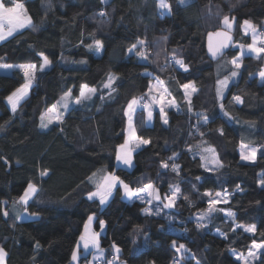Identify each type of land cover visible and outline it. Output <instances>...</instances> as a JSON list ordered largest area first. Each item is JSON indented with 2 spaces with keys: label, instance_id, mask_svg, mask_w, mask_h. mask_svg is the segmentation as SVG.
I'll return each mask as SVG.
<instances>
[{
  "label": "trees",
  "instance_id": "16d2710c",
  "mask_svg": "<svg viewBox=\"0 0 264 264\" xmlns=\"http://www.w3.org/2000/svg\"><path fill=\"white\" fill-rule=\"evenodd\" d=\"M20 2L36 30L26 27L0 41V64L38 66V53L52 63L36 72L29 94L15 112L6 97L24 82L23 73L16 67L10 74L0 73V247L7 253L5 264H68L90 215L106 259L114 255L115 243L126 264H172L174 259L182 264H240L231 252L244 255L253 239L264 240V187L259 184L264 179V79L258 77L263 56H242V67L222 99L217 98L216 82L231 77L230 60L238 46L249 42L242 22L264 30V0H190L183 5L168 0L172 10L164 15L157 0ZM102 11L106 15H99ZM224 15L235 18L230 31L234 41L223 56L211 60L205 37L224 29ZM94 39L102 43L99 53L94 46L86 47ZM140 40L145 47L138 45L129 52ZM139 51L148 59H141ZM173 55L188 71L168 62ZM111 73L116 79L106 93L104 84ZM153 78L164 82L179 109L166 111L167 125L157 111L150 125L144 122L143 109L135 112L136 134L150 143L134 150L133 166L125 168L116 162L117 148L125 141L124 109L133 97L145 96ZM189 82L197 88L191 112L181 88ZM82 84L97 92L41 130V113L69 89L73 97L79 96ZM234 95L243 103L233 101ZM221 103L228 116L220 110ZM241 142L259 149L255 161H240ZM200 145L215 149L223 167L206 171ZM174 156L181 166L179 175L171 171L169 158ZM162 162L169 163L167 170L161 168ZM101 171L114 172L133 189L151 182L162 196L170 192V185H178L181 194L174 208L152 216L142 213L143 202L122 198L119 189L100 205L99 199L89 200L86 194L94 189L89 178ZM29 181L38 192L27 205L28 217H22L25 206L13 202ZM225 189L229 203L218 207L234 212L235 219L216 212L205 228L198 229L197 217L207 209V201ZM205 191L212 196H204ZM238 224L256 225L257 231L254 235L242 228L233 231ZM173 240L188 249L183 258L174 252ZM88 260L86 255L80 262ZM255 264H264V258Z\"/></svg>",
  "mask_w": 264,
  "mask_h": 264
},
{
  "label": "snow or ice",
  "instance_id": "6c2138e0",
  "mask_svg": "<svg viewBox=\"0 0 264 264\" xmlns=\"http://www.w3.org/2000/svg\"><path fill=\"white\" fill-rule=\"evenodd\" d=\"M102 3L107 4L109 0H101ZM179 2L183 5L188 2V0H179ZM157 9L160 11L161 15L165 14V11L171 12L172 6L168 2V0H157ZM99 15L104 16L106 13L103 11L99 13ZM235 22V18H230L228 15H224L222 18V25L225 31H217L215 33L210 32L209 35V44H208V51L213 59H216L218 56L223 55V50L230 46L231 36L229 32L233 28V23ZM26 27H32L35 31L36 26L33 24L31 16L28 15L27 10L23 3L20 0H8V3H5L4 0H0V41L6 39V37L12 36L13 33L17 32L19 29H23ZM243 31L245 35L249 32L252 33V43L246 46L241 45V56H237L233 58L230 63L233 66V69L230 76L236 77L238 75V71L241 67V58L243 56L244 48L246 47L247 50L251 53H255L257 56L264 54V36H260L257 33V28L253 25L250 21L245 20L242 25ZM215 38V39H214ZM83 43V41H81ZM259 43V46H258ZM143 49L145 47V41L140 40L137 44H133L129 48V52H133L137 49V47ZM93 46L95 47L96 51H99L102 47V43L98 39L93 40V44H88L86 47L92 49ZM136 54L144 60H147L148 57L144 55L143 51L136 52ZM38 55L42 58V63L37 66L36 64H21L19 66H14L11 64H0V68L3 69H12L14 67H18L19 70L23 73L24 76V83L21 84L19 88L13 91L10 95L6 97L8 104L11 106V110L15 112L17 110L18 105L21 101L27 96L30 87L32 86L33 80L36 77L37 70L44 71L47 69L52 61L48 59V57L44 56L43 53H38ZM175 65H179L180 68L184 69V71H188L187 66L185 65L182 59L177 58L175 55L172 56L169 63H173ZM260 76L264 79V71L260 72ZM116 79L115 76H109L107 83L104 84V88L110 89L113 81ZM230 77L226 76L223 80H217V87H216V95L218 99H222L224 97V90L229 86ZM164 82L157 79L155 85L150 84L148 88V92L145 96H151L152 93H157L159 96V105H160V119L163 124L167 125L169 123L167 118V113L165 112L166 107H176L175 101H167L166 95L170 94L168 89L163 87ZM181 88L184 90V98L188 101L189 104V112L192 111L191 108V96L193 93L197 91L195 84L192 82L185 83L181 85ZM97 92L96 88L89 87L87 84H82L80 86V93L79 96L75 97L74 103L81 104L86 100H90L92 96ZM145 96H141L140 98L133 97L127 103L126 108L124 109V115L128 118V129H127V136L123 144L119 145L117 148L116 153V160L117 162L127 165L129 168L133 166L132 160V153L136 148L141 147L142 145H148L150 143L149 139L142 138L137 136L136 130L133 124V115L137 110V106L140 105L144 100ZM103 99V97H102ZM233 101L236 103H243L242 97L239 95H234L232 97ZM72 100V89L64 92L60 99L51 105L47 109L46 112H42L40 115L41 125L40 127L45 128L48 124L54 122H59L61 119L62 114L59 112V109L62 107L65 110L68 109L69 101ZM152 101H156V97H152ZM143 109L147 112V118L150 122L153 116L152 112V104L151 103H143ZM220 110L223 112L225 116H228V112L224 110L223 103L220 104ZM231 119V117H229ZM47 121V123H45ZM208 122V118H204V123ZM2 127V126H0ZM203 135V134H201ZM221 135H223V131L221 130ZM240 159L243 161H255L257 152L259 149L252 144L248 143H241L240 146ZM191 150V149H189ZM205 152L211 153L210 156L201 155V166L205 168L206 171H214L223 165L220 163L215 149L206 148L204 149ZM174 157H170L169 160L173 161L171 163V171L175 172L177 175L180 173L181 166L174 162ZM2 159V157H0ZM6 162V161H5ZM211 165V167H209ZM161 168L167 170L169 168L168 162H162ZM46 171L41 172V175H46ZM94 183V190L87 193V198L89 200H93L94 198L99 199L100 205H105L109 198L113 195L114 190L118 188L122 190L123 198H126L129 201L133 200H140L143 203L149 205L142 209V213L146 216L152 215H159L162 210L164 209H172L176 206L177 199L181 194V189L178 185L172 186L170 185V192L166 193L161 197L159 189L151 182L146 183L143 185L142 188L138 190H134L128 183H125L124 180L120 178L119 175L115 174L114 172H104L101 171L98 173H93L92 177L89 178ZM197 180L200 177L196 178ZM260 186L264 187V179L259 181ZM237 190H240V186L237 185ZM38 192V189L35 184L31 181L28 182L27 187L24 189L23 194L18 197L13 203L15 204H22L25 206V213H27V205L29 201L33 198V196ZM204 196L211 197L212 193L210 191H205ZM229 191L225 189L223 192H216L215 197L211 198L207 201L208 207L207 209L203 210L200 215L197 217V228L203 229L207 226V221L210 217L216 212H222L227 217L235 219V213L218 207L220 204H228L229 203ZM185 200L188 197H184ZM154 201L157 202L154 205ZM4 203H7L6 201ZM162 204V208L159 206ZM8 212L6 210L3 211L4 216H8ZM35 216L36 214H31ZM21 216L17 214V219H20ZM94 217L90 215L88 220L85 222L84 231L79 236V239L76 243V246L72 250L71 260L73 262H78L79 256L81 253V249L83 252L87 253L90 250H94L95 253L98 255H93L92 261H89L88 264H96L101 259H105V264H124V262L120 261V253L121 249L115 244H112V249L114 250V255L111 256L110 259H106L105 250L100 246V233L92 231L90 228V224L93 221ZM105 226V221H100V227L103 229ZM242 228L245 233L255 234L257 231L256 225H243L238 224L233 231ZM138 231V229H137ZM135 243V241H133ZM172 248L174 252L183 258V254L188 252L185 244L180 243L177 246V241L173 240L171 242ZM39 247V244H37ZM248 257L245 258L241 254H235V259L240 262V264H249V258L255 264L256 261L261 260L264 258V240L256 241L253 239L248 246ZM7 253L5 252L3 247H0V264H4L5 258ZM172 264H180V262L176 259L173 260Z\"/></svg>",
  "mask_w": 264,
  "mask_h": 264
},
{
  "label": "rangeland",
  "instance_id": "374dc122",
  "mask_svg": "<svg viewBox=\"0 0 264 264\" xmlns=\"http://www.w3.org/2000/svg\"><path fill=\"white\" fill-rule=\"evenodd\" d=\"M245 21V20H244ZM243 21V22H244ZM243 22H242V24H241V30L243 31V28H242V25H243ZM20 30V29H19ZM244 32V31H243ZM257 33L260 35V36H264V30H263V28L262 29H260L259 30V28H257ZM248 36H249V42H248V44H251L252 43V33L251 32H249L248 34H247ZM7 38V37H6ZM248 44H246V45H248ZM258 46H259V43H258ZM247 49V48H246ZM248 51V50H247ZM249 52V51H248ZM97 53H99V51L97 52ZM250 54H253L254 56H257L255 53H251L250 52ZM262 56H263V58H264V54H262ZM43 61H42V58H41V63H42ZM40 63V64H41ZM11 65H14V64H11ZM19 65H21V64H15L14 66H19ZM39 66V65H38ZM51 66V65H50ZM49 66V67H50ZM48 67V68H49ZM15 68V67H14ZM14 68H12V69H3V68H0V73L1 74H10L12 71H13V69ZM16 68H18V67H16ZM47 68V69H48ZM19 69V68H18ZM46 70V69H45ZM37 71H39V70H37ZM261 71H264V63H263V66H262V69H261ZM260 71V72H261ZM260 72L258 73V77H259V80L261 81L262 80V78H261V76H260ZM111 76H115V74H113V73H111L110 74ZM109 75V76H110ZM158 78H153L152 80H150V82H149V85L150 84H152V85H155V83H156V80H157ZM235 79V77H230V80H234ZM108 80V79H107ZM160 80V79H159ZM34 81V80H33ZM24 83V82H23ZM22 83V84H23ZM105 83H107V81L105 82ZM21 86V85H20ZM19 86V87H20ZM18 87V88H19ZM163 87H165L166 88V86H165V84L163 85ZM149 88V87H148ZM17 89V88H16ZM15 89V90H16ZM111 89H112V86H111V88L110 89H106V93H109V92H111ZM14 90V91H15ZM183 90V89H182ZM29 91H30V89H29ZM29 91H28V94H29ZM148 92V91H147ZM183 93H184V90H183ZM27 94V95H28ZM94 96V95H93ZM92 96V97H93ZM153 96H155L156 97V101L155 102H153L152 101V97ZM60 98H58V100H59ZM74 99H75V97H73L72 96V100H70L69 101V106H68V109L71 107V106H74V105H77V104H75L74 103ZM58 100H56L54 103H56ZM166 100L167 101H173L174 99L172 98V96L170 95V94H168V95H166ZM86 101H89V100H86ZM86 101H84V102H86ZM175 101V100H174ZM187 101V100H186ZM53 103V104H54ZM143 103H151L152 104V112H153V116H154V112L155 111H157L159 114H160V105H159V96L157 95V93H152V95L151 96H146V102H142L140 105H138L137 106V110L138 109H143ZM6 104L8 105V107L11 109V106L8 104V102H7V100H6ZM52 104V105H53ZM175 104H176V107H166L165 108V112L167 111V110H169V109H173V110H178L179 109V107H178V105H177V103L175 102ZM51 107V106H50ZM49 108V107H48ZM47 108V109H48ZM47 109L44 111V112H46L47 111ZM67 109V110H68ZM67 110H65L64 108H60L59 109V112L63 115ZM136 110V111H137ZM144 110V109H143ZM134 116V115H133ZM144 116H145V118H144V122H145V124H147V125H150L151 123H152V120H153V116H152V119H151V121L149 122L148 121V118H147V112L144 110ZM62 117V116H61ZM54 122H56L55 120H54ZM53 122V123H54ZM45 123H47V121H45ZM52 124V123H51ZM40 125H41V120L39 119V128L41 129V130H46L49 126H50V124H48V126L47 127H45V128H42V127H40ZM127 129H128V118L125 116V129H124V132H125V139H126V136H127ZM242 143V142H241ZM241 143H240V146H241ZM245 144H247V143H245ZM240 146H239V158H240V150H241V148H240ZM254 146V145H253ZM206 148H211L210 146H207V145H200L199 146V149H198V152H199V155H200V157H201V155H204V156H210L211 155V153H208V152H205L204 151V149H206ZM137 149V148H136ZM135 149V150H136ZM216 153V152H215ZM217 155V154H216ZM240 161H242V162H253V161H243V160H241L240 159ZM209 167H211V165H209ZM143 187V186H142ZM142 187H139V188H135L134 190H138V189H140V188H142ZM119 189V188H118ZM94 190V189H93ZM93 190H91V191H93ZM119 191H120V194H121V197L123 198V194H122V190H120L119 189ZM161 195V194H160ZM86 197H87V194H86ZM161 197H163L162 195H161ZM98 199V198H97ZM124 199H126V198H124ZM137 201H140V200H138L137 199ZM141 202V201H140ZM157 202H155L154 201V204H156ZM145 204V206H144V208H146V207H149V205H147L146 203H144ZM160 206H162V204L160 205ZM143 208V209H144ZM25 213V211L23 210L22 212H21V215L22 214H24ZM25 215H28L27 213H25ZM91 226H92V222H91V224H90V228H91ZM104 229H105V226H104V228L103 229H101L100 230V232H104ZM216 233H218L219 234V232H217L216 231ZM112 251L114 252V250L112 249ZM232 253V256L235 258V254H240V253H237V252H231ZM89 260L87 261V262H85L84 264H88V262L89 261H92V258H93V255H98V253H95L94 252V250H92V251H90V253H89ZM242 255V254H241ZM245 258H247L248 257V251L243 255ZM108 259H110V258H108ZM121 262H124V264H126L125 263V261H123V260H120ZM180 262V264H182V262L181 261H179ZM71 263V262H70ZM70 263H68V264H70ZM96 264H105V259H101V260H99L98 262H96ZM249 264H253V261L249 258Z\"/></svg>",
  "mask_w": 264,
  "mask_h": 264
},
{
  "label": "crops",
  "instance_id": "0c3cea01",
  "mask_svg": "<svg viewBox=\"0 0 264 264\" xmlns=\"http://www.w3.org/2000/svg\"><path fill=\"white\" fill-rule=\"evenodd\" d=\"M190 0H188V2H189ZM178 2H179V0H178ZM180 3V2H179ZM243 32V31H242ZM244 33V32H243ZM244 46H246V45H244ZM245 54H249V55H253V54H250V52H248L247 51V49H246V47L244 48V52H243V55H245ZM237 56H241V47L240 46H238V53H237V55L235 56V57H237ZM234 57V58H235ZM233 59V58H232ZM231 59V60H232ZM230 60V61H231ZM231 64V63H230ZM235 70V69H234ZM224 78H222L221 80H223ZM230 81V80H229ZM116 162H117V160H116ZM117 164L118 165H120V166H123V167H125V168H129L127 165H123V164H121V163H119V162H117ZM22 217H28V215H25V213L24 214H22L21 215ZM91 230L92 231H94V229H93V227L91 226ZM79 239V238H78ZM90 251H92V250H90ZM90 251L89 252H87V253H85V252H83V250L81 249V253H80V256H79V260H78V262H73L72 260H71V258H70V261H69V263L70 264H84V263H81L80 262V260H81V258L82 257H85L86 255H89V253H90ZM90 256V255H89ZM4 264H5V261H4Z\"/></svg>",
  "mask_w": 264,
  "mask_h": 264
},
{
  "label": "water",
  "instance_id": "95a60500",
  "mask_svg": "<svg viewBox=\"0 0 264 264\" xmlns=\"http://www.w3.org/2000/svg\"><path fill=\"white\" fill-rule=\"evenodd\" d=\"M217 31H225V29H218V30H216V31H214V32H212V33H215V32H217ZM210 33V32H209ZM209 33H207V35H206V37H205V48H206V53H207V56H208V58H210L211 60H217V59H219L221 56H223L225 53H226V51L231 47V45L233 44V41H234V37H233V34L231 33V32H229V35L231 36V41H230V46L228 47V48H226V49H224L223 50V55H221V56H218L216 59H213L212 58V56L210 55V53H209V51H208V44H209ZM215 39V38H214Z\"/></svg>",
  "mask_w": 264,
  "mask_h": 264
},
{
  "label": "built area",
  "instance_id": "2783aa9c",
  "mask_svg": "<svg viewBox=\"0 0 264 264\" xmlns=\"http://www.w3.org/2000/svg\"><path fill=\"white\" fill-rule=\"evenodd\" d=\"M260 29H262V28H259V30H260ZM169 60H171V57L168 58V62H169ZM144 102H146V98H145ZM85 260H86V259H85Z\"/></svg>",
  "mask_w": 264,
  "mask_h": 264
}]
</instances>
